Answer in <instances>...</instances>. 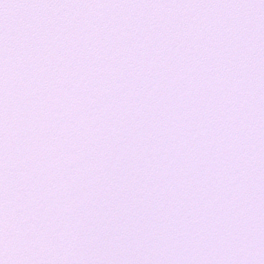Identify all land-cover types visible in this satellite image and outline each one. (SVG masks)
<instances>
[{"label":"snow or ice","instance_id":"6c2138e0","mask_svg":"<svg viewBox=\"0 0 264 264\" xmlns=\"http://www.w3.org/2000/svg\"><path fill=\"white\" fill-rule=\"evenodd\" d=\"M0 264H264V0H0Z\"/></svg>","mask_w":264,"mask_h":264}]
</instances>
